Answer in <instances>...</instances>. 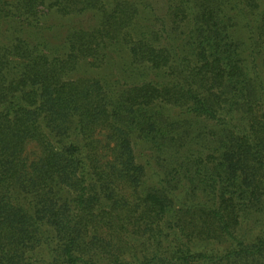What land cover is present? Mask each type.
<instances>
[{
  "label": "trees",
  "instance_id": "1",
  "mask_svg": "<svg viewBox=\"0 0 264 264\" xmlns=\"http://www.w3.org/2000/svg\"><path fill=\"white\" fill-rule=\"evenodd\" d=\"M164 4L0 0V264H264V0Z\"/></svg>",
  "mask_w": 264,
  "mask_h": 264
},
{
  "label": "rangeland",
  "instance_id": "2",
  "mask_svg": "<svg viewBox=\"0 0 264 264\" xmlns=\"http://www.w3.org/2000/svg\"><path fill=\"white\" fill-rule=\"evenodd\" d=\"M151 3L154 6L155 12L156 14L159 15L160 18L164 17L163 19L165 20V26L167 28V31L172 30V36L177 38L178 33L184 32L186 31V28L180 26V27H175V25H172V23L170 22V20L168 19V17H165L164 15L166 14V8L167 6L164 4V0H150ZM242 22V21H240ZM245 29L243 27L238 28L235 31V35L236 37H242L244 35ZM136 149L142 152H148L149 149L147 148L146 145L142 144V143H138V145H136ZM148 181L153 184L154 180L151 178V176L149 177Z\"/></svg>",
  "mask_w": 264,
  "mask_h": 264
}]
</instances>
